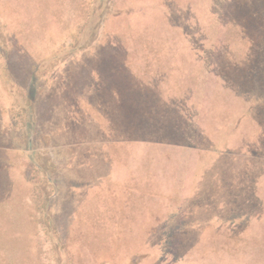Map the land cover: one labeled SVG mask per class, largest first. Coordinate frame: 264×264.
<instances>
[{
    "label": "rangeland",
    "instance_id": "rangeland-1",
    "mask_svg": "<svg viewBox=\"0 0 264 264\" xmlns=\"http://www.w3.org/2000/svg\"><path fill=\"white\" fill-rule=\"evenodd\" d=\"M165 1L0 0V264H264V0Z\"/></svg>",
    "mask_w": 264,
    "mask_h": 264
},
{
    "label": "crops",
    "instance_id": "crops-1",
    "mask_svg": "<svg viewBox=\"0 0 264 264\" xmlns=\"http://www.w3.org/2000/svg\"><path fill=\"white\" fill-rule=\"evenodd\" d=\"M163 15L166 14L163 12ZM148 55V57L151 58V61L159 59L156 58V55L153 53L148 52ZM190 58H192V56H190ZM179 63L190 64V59L188 58L187 61H180ZM182 70H186V72L183 73ZM194 73L200 75L203 80L199 81V83L187 82V79H192ZM226 89L229 90L228 88ZM226 89H222L221 81L218 80L216 73L207 67L205 69L201 66L200 71L196 72L193 70V68H190V66L187 67L176 65L173 67H162L159 66V64L156 66H148V101H162L163 99L170 101L182 100L185 97L192 98L194 94H197V96L201 99H207L210 98L212 93H215V95L218 97V90H223L219 97H226L228 93ZM244 142L248 143L249 141L245 139ZM175 144H169V146L164 150L168 160L171 159V152L175 148L186 147L183 144ZM171 147L175 148L170 151ZM252 156L254 158V155ZM262 171L264 172V170ZM123 186L129 185L124 184ZM127 192L128 191H126V193ZM170 198L171 197L168 195L152 197L154 202L161 203L160 207L166 213L163 215H167L177 207V204L176 206H173L171 200H169Z\"/></svg>",
    "mask_w": 264,
    "mask_h": 264
},
{
    "label": "trees",
    "instance_id": "trees-1",
    "mask_svg": "<svg viewBox=\"0 0 264 264\" xmlns=\"http://www.w3.org/2000/svg\"><path fill=\"white\" fill-rule=\"evenodd\" d=\"M172 0H168L167 2L165 1L164 2V4L163 5H165V9H166V12H164L165 14H166V16H170V14H172L173 12L175 13V14H180L181 12L179 11V6H174L172 9H171V7L169 6V4L168 3H170ZM217 2V1H222L223 3H226V2H236L235 0H213V2ZM238 2V1H237ZM250 3V2H249ZM249 3H248V5H249ZM174 9V10H173ZM242 21H243V23H244V21H246V19H245V17H243L242 18ZM241 21V22H242ZM203 24V23H202ZM236 27V28H235ZM234 28L236 29V33H238V28H240V30H239V34L242 36V37H244V39H246V40H248V42H249V49H251L252 47H253V43H254V39L251 37V36H249V34L246 32V28H245V26L242 24V23H237V25L235 26ZM264 36V34H258L257 35V40H262V37ZM149 49V48H148ZM249 49H248V51H249ZM148 52H150L151 53V51H148ZM250 52V51H249ZM149 56V55H148ZM151 58H149L148 57V66H156V65H158L159 64V61L158 60H154V61H151L150 60ZM236 64H232L231 65V68L233 67V68H236L238 65H236ZM242 65V64H241ZM230 66V65H229ZM213 71V70H212ZM214 73H216L215 71H213ZM216 75H217V73H216ZM140 79H139V81H141L142 80V78H141V76L139 77ZM137 79V78H136ZM138 80V79H137Z\"/></svg>",
    "mask_w": 264,
    "mask_h": 264
}]
</instances>
